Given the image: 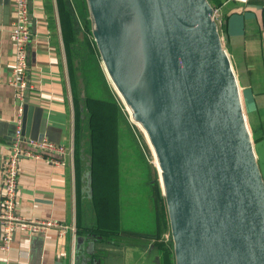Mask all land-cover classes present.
Instances as JSON below:
<instances>
[{
    "label": "water",
    "instance_id": "obj_1",
    "mask_svg": "<svg viewBox=\"0 0 264 264\" xmlns=\"http://www.w3.org/2000/svg\"><path fill=\"white\" fill-rule=\"evenodd\" d=\"M85 2L106 76L154 160L175 264H264V172L227 21L211 0ZM74 65L82 200L96 215L87 84L80 57ZM102 238L78 236L76 264H90Z\"/></svg>",
    "mask_w": 264,
    "mask_h": 264
},
{
    "label": "crops",
    "instance_id": "obj_2",
    "mask_svg": "<svg viewBox=\"0 0 264 264\" xmlns=\"http://www.w3.org/2000/svg\"><path fill=\"white\" fill-rule=\"evenodd\" d=\"M211 2L221 8V16L227 21L229 53L264 172V0L247 4L229 0ZM30 10L28 93L22 102L16 98L12 85L15 47L10 30L16 14L15 1L0 0V213L8 146L15 137L19 107L23 104L26 105L23 135L61 143L67 147V155L60 164L31 158L20 160L17 213L27 220L61 223L66 231L52 228L36 235L16 232L9 248L2 250L0 228V264H76L77 238L88 232L104 238L95 242L90 264H109L99 258L107 240L117 243L109 253L121 251L123 260L112 264H169L166 256L168 251L174 256V251L167 211L164 213L162 209L160 218L154 220L153 231L133 233L139 240L123 244L100 233H110L105 220L101 224L98 211L94 215L83 204L77 151L80 119L76 57L82 61L89 100H102L105 94L110 97L114 90L90 34L85 0H30ZM81 30L85 40L79 39L77 43L76 34ZM97 91L101 92L98 96ZM119 139L117 135L118 142ZM148 164L153 180L157 171L152 162ZM108 220L109 227L120 226L118 210Z\"/></svg>",
    "mask_w": 264,
    "mask_h": 264
},
{
    "label": "built area",
    "instance_id": "obj_3",
    "mask_svg": "<svg viewBox=\"0 0 264 264\" xmlns=\"http://www.w3.org/2000/svg\"><path fill=\"white\" fill-rule=\"evenodd\" d=\"M15 1V18L11 24V36L15 47V61L12 67V85L16 98L24 101L28 91L29 45L32 39L30 0ZM247 4L252 0H229ZM215 14L221 16V8L214 7ZM23 104L19 107L15 124V137L9 144V152L4 167V196L0 213L1 249L7 250L16 232L29 235L44 234L49 229L66 231V227L52 220H27L17 213L20 160L31 158L54 164L63 162L67 147L49 139L37 140L23 135Z\"/></svg>",
    "mask_w": 264,
    "mask_h": 264
},
{
    "label": "rangeland",
    "instance_id": "obj_4",
    "mask_svg": "<svg viewBox=\"0 0 264 264\" xmlns=\"http://www.w3.org/2000/svg\"><path fill=\"white\" fill-rule=\"evenodd\" d=\"M99 93L101 94V92L97 91V96ZM105 95L101 97L102 100L91 101L92 108H97L96 103L98 102L96 101L107 102V104L117 107V111H115L117 119L115 129H117L116 132L120 135L119 145L118 148H116L118 152L117 179L119 184L117 210L121 218L120 226L107 227L106 229L110 232L107 233L109 238L120 240V243L125 244L129 241L139 240V237H136L133 233L153 231L154 220L160 218L161 211L158 209L157 202L153 199L154 191L153 183L151 182L153 176L148 162L152 161L154 164V160L152 159L146 140L142 137L141 130L130 122L129 115L125 108H123L115 91L113 90V94L110 97H107V94ZM112 109L113 108L107 109V112L111 114ZM90 113L93 152L95 153L98 150V147L95 145L97 139H94L93 136L95 133L93 126L96 125V121L93 122V113L91 109ZM112 124L114 125V123ZM115 151V146L113 145L110 153L113 154ZM153 179L156 181L159 179L156 173ZM118 231L124 233H120L119 235L117 233ZM105 244L106 245L103 246L104 250L100 252L99 258H102L104 262L108 260L109 264H112L114 261L120 262V260H122L120 258L121 251L112 254L109 253L114 249L117 243H110V241L107 240Z\"/></svg>",
    "mask_w": 264,
    "mask_h": 264
},
{
    "label": "trees",
    "instance_id": "obj_5",
    "mask_svg": "<svg viewBox=\"0 0 264 264\" xmlns=\"http://www.w3.org/2000/svg\"><path fill=\"white\" fill-rule=\"evenodd\" d=\"M72 11L69 12V30L71 31V21H73ZM71 20V21H70ZM96 107L92 108V101L89 100V106L93 113V122L96 121L94 128V139H97L95 145L98 147L97 152L93 155V185H94V200L95 207L100 217V223L105 220L106 228L109 227L111 221L108 220L109 216L112 217L113 213L117 211L118 201V163H117V119L115 111L117 107L107 104V102L96 101ZM113 108L112 113L109 114L107 109ZM115 109V110H114ZM99 117V118H98ZM114 123V125L112 124ZM99 128V129H98ZM113 145L115 146V152L110 153ZM110 157V158H109ZM150 166V165H149ZM153 191L155 194V200L157 202L160 211L164 209L166 212V206L164 198L161 194V189L158 180H152ZM167 214V212H166ZM102 234L107 235V232L99 231ZM162 249L165 250V246L162 244ZM166 261L169 264H175L174 256H170L168 251Z\"/></svg>",
    "mask_w": 264,
    "mask_h": 264
}]
</instances>
